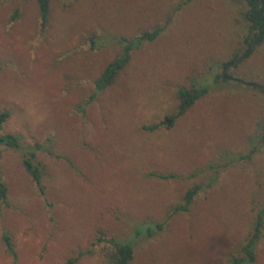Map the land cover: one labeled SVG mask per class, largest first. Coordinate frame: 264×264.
Wrapping results in <instances>:
<instances>
[{
  "label": "rangeland",
  "instance_id": "obj_1",
  "mask_svg": "<svg viewBox=\"0 0 264 264\" xmlns=\"http://www.w3.org/2000/svg\"><path fill=\"white\" fill-rule=\"evenodd\" d=\"M238 6L226 0H55L42 30L33 1L0 0V113L8 114L1 134L20 136L24 148L40 147L34 163L41 176L37 185L22 155L0 147L7 188L0 202V264H63L78 251L92 254L77 264H107L95 240L129 239L144 221L165 222V228L136 239L131 264H230L264 208V94L223 80L231 74L264 85V43L216 80L224 71L216 65L231 56L237 33L230 21L241 19ZM156 26L161 34L133 53L117 83L84 105L93 80L115 56L111 45L92 50L88 37H132ZM196 82L207 85L208 94L172 129H143L175 113L176 90ZM252 150L251 159L200 192L188 212L165 221L190 187L207 183V165ZM257 254L255 264H264V236Z\"/></svg>",
  "mask_w": 264,
  "mask_h": 264
},
{
  "label": "trees",
  "instance_id": "obj_2",
  "mask_svg": "<svg viewBox=\"0 0 264 264\" xmlns=\"http://www.w3.org/2000/svg\"><path fill=\"white\" fill-rule=\"evenodd\" d=\"M22 2L33 1L37 8L38 17L40 20V27L45 30L51 17L52 3L55 0H20ZM236 3L242 9L239 11L241 19L234 17L230 23L233 32L237 33L231 37L230 49L231 56L228 61L216 65V68H222L224 71L230 68L234 63L244 64L252 55L251 48L255 44L264 43V0H226ZM18 15V11L14 16ZM232 18V17H231ZM239 25L240 29H236L234 25ZM163 31V28L156 26L151 30L139 32L132 37L124 36H108V35H90L87 41L91 44V49L100 50L109 45L113 46L115 51L114 58L108 62L102 69L98 77L92 82V94L84 105H88L92 100L96 99L98 95L102 94L107 89L113 87L120 75L129 66L133 53L140 49L144 44L154 42ZM240 31L245 35L239 37L237 40L236 35ZM258 45V46H259ZM226 77H232L227 74ZM221 75L216 76V80L221 79ZM234 78V77H233ZM223 80H226L224 78ZM209 87L204 83H192L190 87H179L176 90V98L178 101L175 113L166 115L165 118L158 124L151 127H144V130L154 131L158 128H165L170 130L174 127L176 121L186 114V112L200 99L208 94ZM260 91V90H259ZM264 94V91H260ZM83 111L84 109L81 108ZM8 114L6 112L0 113V147L9 150L18 151L23 158V167L25 171L33 178L37 185L41 184V176L38 164L34 163V150L40 147L35 144L32 147H23L22 138L12 134H1L3 124L5 123ZM264 138V130H263ZM255 151H250L247 155H229V159L223 164H210L206 166L207 172L210 173L207 183L195 184L190 187L183 195L182 202L175 205L167 211L165 221L170 220L174 216L186 213L190 210L194 199L203 190H207L216 185L219 174L242 160L251 159V155ZM159 180H175L178 176L175 174H154ZM7 196V188L0 176V202H4ZM167 223V222H166ZM165 222L143 223L136 225L133 229L132 237L129 239L110 238L95 240L96 245L104 250V258L107 264H131L134 258V245L136 239L139 237L151 238L164 231ZM264 236V208L259 210L251 224V228L243 240L238 244L236 253L231 255L230 264H255L257 260L258 247ZM2 241L5 245L6 251L15 258L14 245L7 234L2 236ZM92 251H78L66 258L63 264H77L79 260L87 255H91Z\"/></svg>",
  "mask_w": 264,
  "mask_h": 264
},
{
  "label": "water",
  "instance_id": "obj_3",
  "mask_svg": "<svg viewBox=\"0 0 264 264\" xmlns=\"http://www.w3.org/2000/svg\"><path fill=\"white\" fill-rule=\"evenodd\" d=\"M259 44H256L255 47H257ZM251 48V51L255 48ZM239 61H237L236 63H234L230 68H228L226 71L223 72L222 74V77H225V73L226 72H229L233 67H235L237 64H238ZM229 81H233V82H237V83H240L242 84L243 86H246V87H249V88H255L257 90H260V91H264V85H260V84H250V83H247V82H244L242 80H239V79H236V78H233V77H229L227 78Z\"/></svg>",
  "mask_w": 264,
  "mask_h": 264
},
{
  "label": "flooded vegetation",
  "instance_id": "obj_4",
  "mask_svg": "<svg viewBox=\"0 0 264 264\" xmlns=\"http://www.w3.org/2000/svg\"><path fill=\"white\" fill-rule=\"evenodd\" d=\"M256 45V44H255ZM255 47V46H254ZM226 71V70H225ZM224 72V71H223ZM223 74V73H222ZM229 78V77H226V79Z\"/></svg>",
  "mask_w": 264,
  "mask_h": 264
}]
</instances>
